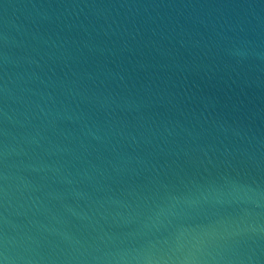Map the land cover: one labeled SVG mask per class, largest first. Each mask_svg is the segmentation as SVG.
<instances>
[{"label":"water","instance_id":"obj_1","mask_svg":"<svg viewBox=\"0 0 264 264\" xmlns=\"http://www.w3.org/2000/svg\"><path fill=\"white\" fill-rule=\"evenodd\" d=\"M0 264H264V0H0Z\"/></svg>","mask_w":264,"mask_h":264}]
</instances>
